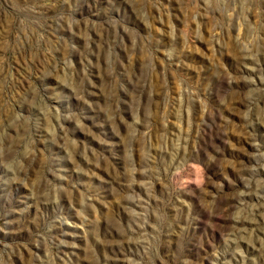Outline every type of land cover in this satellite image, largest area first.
Here are the masks:
<instances>
[{"label": "rangeland", "instance_id": "1", "mask_svg": "<svg viewBox=\"0 0 264 264\" xmlns=\"http://www.w3.org/2000/svg\"><path fill=\"white\" fill-rule=\"evenodd\" d=\"M0 264H264V0H0Z\"/></svg>", "mask_w": 264, "mask_h": 264}]
</instances>
